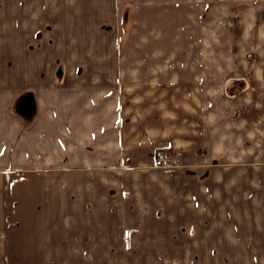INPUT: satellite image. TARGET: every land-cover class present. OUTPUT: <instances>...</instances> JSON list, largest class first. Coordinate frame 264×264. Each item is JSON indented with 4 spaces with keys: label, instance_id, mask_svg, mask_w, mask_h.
Returning <instances> with one entry per match:
<instances>
[{
    "label": "crops",
    "instance_id": "obj_1",
    "mask_svg": "<svg viewBox=\"0 0 264 264\" xmlns=\"http://www.w3.org/2000/svg\"><path fill=\"white\" fill-rule=\"evenodd\" d=\"M56 1L25 0L29 25L52 16ZM68 5L96 11L90 22L101 30L99 65H61L55 54L46 65L43 40L36 64L26 56V65H0V264L203 260L190 254L188 234L203 226L188 221L207 198L203 181L218 188L220 201L221 178L237 185V172L254 166L264 175V0ZM158 29L171 49L151 51L142 65L141 50L129 47L154 40ZM13 40L4 41L13 49ZM16 69L27 77L10 76ZM140 90L171 91L166 102L180 104L178 124L167 118L172 108L156 121L169 124L175 150L202 147V163L156 164L154 145L167 127L152 124V104ZM164 213H180V221Z\"/></svg>",
    "mask_w": 264,
    "mask_h": 264
},
{
    "label": "rangeland",
    "instance_id": "obj_2",
    "mask_svg": "<svg viewBox=\"0 0 264 264\" xmlns=\"http://www.w3.org/2000/svg\"><path fill=\"white\" fill-rule=\"evenodd\" d=\"M57 1L55 2V11H50L54 12L53 15L55 17L53 15L44 16L42 20L38 21L40 22L39 24L37 21L32 20V23L29 25V16L26 15L28 13L22 8V3L25 0H0V65L19 66L24 62L26 56L31 59L33 57L34 61H32L36 64L37 47H41L40 40H43L45 54L48 56V58L46 57V65L55 64L54 54L55 57L61 58V65L84 67L100 64L102 41L99 31L101 30L98 24L91 26L92 23L90 22L93 21L90 12L94 14L96 11H85L79 7L69 9V1L73 3L74 0ZM79 1L76 0L78 3ZM5 2H12L14 4L13 10H6L4 6ZM28 12L32 15L36 11ZM93 19L96 21L94 16ZM147 28L144 27L145 30ZM152 28L157 29L154 26ZM158 28L161 27L158 26ZM162 28L165 29L166 27ZM145 30L142 29V33H146L147 31ZM34 31L36 33L33 35ZM164 32V30H159L157 36H153L154 40L149 42L136 41L132 45L134 48L129 47L134 52H140L141 50L142 57L140 61L143 63L142 65L149 63L147 55L151 51L153 56H163L166 50L171 49L172 43L162 36ZM152 33L154 34L155 32ZM36 34L38 35L37 37ZM10 36L14 39L12 44L14 46L13 49L4 41L10 39ZM157 37H161V40H158ZM135 45L137 48H135ZM179 45L180 43H178ZM49 48L53 49V52L51 51L48 54L47 49ZM150 60L152 61V59ZM24 64L26 65V62ZM10 76L14 78L16 76L27 77L26 74H22L17 69ZM22 78L21 82L24 80ZM130 92L132 93V91ZM137 93L141 98L148 100L146 103L152 104V124L163 126V131L165 124L167 127L165 136H161L160 139L158 138V141L154 145L153 155L156 164H163L166 167L179 170L182 163H202L205 156L203 155L204 150L202 147L196 151L180 152L175 150L170 142V135L166 136V133L170 130L168 128L169 124L164 122V120L160 123L156 121L159 118L158 111L172 108L175 115L172 116L169 111L167 118L169 120L172 119L173 123L178 124L177 118L179 114L176 113L180 111V104L178 102L172 103L174 99L169 101V103L166 102L170 97H175L173 94H170L171 91L140 90ZM207 93H209L207 98L210 95L213 98L219 97L217 91H207ZM209 157L211 156L208 155L207 159H205L207 163L210 161ZM226 160L227 157L226 159H222L221 162H225ZM254 168L253 171L239 170L236 174L237 185L226 184L223 178H221L220 201L219 198H216L219 197L218 188L212 186V183L206 179L203 181L209 185L202 186V190L207 195V198L201 203V212L188 214V221L192 223L201 222L203 226L199 224L200 229H192L188 231V234L190 239V254H201L204 258L203 260L194 258L198 261L189 262L188 264H264V184L262 185L261 183L264 182V175L261 174L262 171L256 170V166ZM223 173H226V177L227 174L229 175L228 170ZM212 190L217 194L215 201L211 198ZM163 219L180 221V213H164ZM213 224L219 228V232L218 230L214 232V229L211 228ZM212 255H219V257L213 261Z\"/></svg>",
    "mask_w": 264,
    "mask_h": 264
}]
</instances>
